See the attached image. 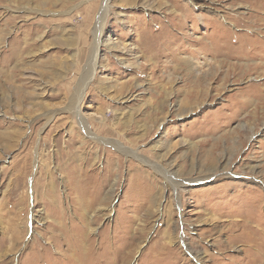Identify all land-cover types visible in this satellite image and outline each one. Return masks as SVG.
I'll return each mask as SVG.
<instances>
[{
	"label": "rangeland",
	"instance_id": "rangeland-1",
	"mask_svg": "<svg viewBox=\"0 0 264 264\" xmlns=\"http://www.w3.org/2000/svg\"><path fill=\"white\" fill-rule=\"evenodd\" d=\"M106 1L0 0V264H264V0Z\"/></svg>",
	"mask_w": 264,
	"mask_h": 264
},
{
	"label": "bare ground",
	"instance_id": "bare-ground-1",
	"mask_svg": "<svg viewBox=\"0 0 264 264\" xmlns=\"http://www.w3.org/2000/svg\"><path fill=\"white\" fill-rule=\"evenodd\" d=\"M106 2H108V0L106 1ZM106 4L107 3H105L104 4V6L106 7ZM104 9H106V8H104ZM104 9L102 8V12L100 13V18H99V20H98V22H97V28H96V40H95V46H94V57H93V63L95 64V62H96V60L98 59V49H99V45H100V42H101V34H102V27H101V23H102V20L104 19L103 18V16H102V14H104L105 13V11H104ZM27 43V42H26ZM19 55V54H18ZM97 65V64H96ZM90 74V73H89ZM92 78V77H91ZM87 85L88 84H86L85 85V87H87ZM85 87L83 88V87H79L78 89H76V92L73 94V98H72V100H71V104L73 105V107L71 108L70 107V111H73V109L75 108V106H76V110H74V112H76L77 114L78 113H80L79 112V105L77 106V105H74V104H76V101H78V100H80V98H81V96L83 95V91L85 90ZM78 99V100H77ZM81 115V114H80ZM80 115H79V118H80ZM81 118H82V116H81ZM83 119V118H82ZM50 120V119H49ZM83 122V121H82ZM87 125V124H86Z\"/></svg>",
	"mask_w": 264,
	"mask_h": 264
}]
</instances>
